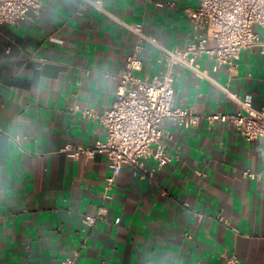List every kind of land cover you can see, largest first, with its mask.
Segmentation results:
<instances>
[{"label": "crops", "instance_id": "crops-1", "mask_svg": "<svg viewBox=\"0 0 264 264\" xmlns=\"http://www.w3.org/2000/svg\"><path fill=\"white\" fill-rule=\"evenodd\" d=\"M41 0L38 13L0 24V264H264V140L204 117L193 129L163 121L170 161L144 163L153 177L123 167L113 188L104 153L72 158L67 147L104 139L108 110L136 35L119 20L141 22L168 48L193 37L187 9L198 0ZM212 29L204 30L208 44ZM159 50L146 47L136 75L151 81ZM208 78L177 70L175 103L195 114L232 112L223 87L264 105V53L241 52L238 70L199 59ZM79 105L81 109H76ZM250 170L255 177L245 174ZM106 210L88 226L86 214Z\"/></svg>", "mask_w": 264, "mask_h": 264}, {"label": "built area", "instance_id": "built-area-1", "mask_svg": "<svg viewBox=\"0 0 264 264\" xmlns=\"http://www.w3.org/2000/svg\"><path fill=\"white\" fill-rule=\"evenodd\" d=\"M85 7L107 13L101 0H80ZM198 6L187 9L193 24V37L183 48H168L156 37L144 30L141 22L130 23L119 20L136 35V43L127 58L124 68L111 75L117 81L111 107L99 113L94 109H81L87 118L99 120L105 130L104 139L93 145L67 147L72 158L81 154L93 157L104 153L108 158L110 175L106 178L107 189L115 184L117 176L125 165L131 168L134 176L153 177L144 163L152 155L159 167L171 159L167 154L166 138L169 133L163 128L166 119L173 120L182 129H193L202 117L212 125L215 122L233 126L247 141L264 140V105L253 106L249 100L241 99L227 87L222 89L237 104L232 112H214L205 115L195 114L192 109L175 103V80L177 70L187 68L200 77L208 74L200 66L199 59L207 55L215 61V67L225 65L231 75L238 70L241 52L260 46L264 53V0H198ZM41 0H0V24H17L38 13ZM212 29L215 40L208 44L204 30ZM159 50L158 62L161 70L151 81L136 75L144 66L143 50L146 47ZM264 85V79H263ZM245 174L255 177L250 170ZM264 183V179H263ZM106 210L100 208L96 215L86 214L84 222L95 225L105 219ZM236 255H227L223 264H240ZM62 264H73L64 261Z\"/></svg>", "mask_w": 264, "mask_h": 264}]
</instances>
